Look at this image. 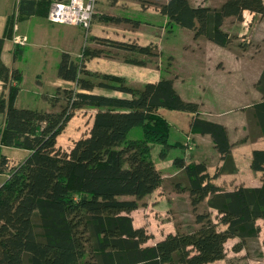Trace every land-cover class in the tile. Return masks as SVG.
I'll return each instance as SVG.
<instances>
[{
  "label": "trees",
  "instance_id": "1",
  "mask_svg": "<svg viewBox=\"0 0 264 264\" xmlns=\"http://www.w3.org/2000/svg\"><path fill=\"white\" fill-rule=\"evenodd\" d=\"M50 2L44 3L43 15ZM35 4L22 0L20 12L34 14ZM160 8L171 22L193 30L195 37L204 35L221 46L231 42L222 29L226 17L241 20L245 10L264 16V0H226L219 9L169 0ZM14 20L13 16L10 21ZM8 36L6 31L0 37V54ZM97 41L145 54L152 50L150 45ZM102 53L86 47L76 60L62 52L57 76L75 86L61 88L65 104L57 111L17 106L22 73L0 61L4 86L0 174L6 175L0 184V264H209L227 257L229 239L237 238L232 246L236 253L247 249L248 241L258 238L264 228V181L259 187L223 191L213 178L225 169L211 176L205 163H189L188 156L173 159L184 170L173 179L176 189L189 191L194 210L209 197L208 206L217 211L226 229L219 230L211 212L197 213L199 226L147 244L152 234L134 226L131 212L162 183L154 146H160L162 159L174 147L187 148L183 142L170 141L172 125L159 110L192 112L191 130L212 136L225 165L233 162L232 144L227 128L202 119L199 104L184 99L172 79L136 88L124 77L88 70L86 60ZM256 86L264 96V71ZM96 88L122 95L95 92ZM86 107L95 110L89 134L75 141L70 151L61 149L58 137L75 113ZM254 109L264 134V101ZM3 147L29 153L14 162L2 153ZM252 168L264 173V150L254 151Z\"/></svg>",
  "mask_w": 264,
  "mask_h": 264
},
{
  "label": "crops",
  "instance_id": "2",
  "mask_svg": "<svg viewBox=\"0 0 264 264\" xmlns=\"http://www.w3.org/2000/svg\"><path fill=\"white\" fill-rule=\"evenodd\" d=\"M35 1V13L27 14L20 12L22 0H0V4L10 6L7 21L4 27L0 28V37L4 36L7 31V22L12 20L13 16H19L22 19L35 16L46 18L43 16L46 9L44 3L49 0ZM168 1L97 0V12L88 30L78 25L57 24L49 20L50 23H48L51 26L34 22L36 41L44 43L43 41L51 40L53 50L48 51L47 56L56 54L54 59L56 78L52 88H48L50 91H53L57 85H61L62 88L75 86L73 81L57 76V66L62 52H69L74 59L80 60L84 48L101 49L103 50L101 55L86 60L85 65L88 70L124 77L127 84L136 88L164 78L172 79L175 89L184 99L199 104V116L202 119L221 123L227 128L232 144L233 162H227L225 165V159L217 150L212 136L191 130L194 117L192 112L166 108L159 110L172 125L170 141L183 142L187 144V148L174 147L168 156L162 159L159 157L160 146H154L153 156L162 174V183L152 193L141 199L138 208L131 212L134 226L144 227L148 233L152 234V238L147 243L149 245L162 240L169 233L184 232L191 225L199 226L196 223L197 213L211 212L213 220L219 223L217 211L207 204L209 198L200 203L197 210H194L189 191L176 189L173 179L175 176L184 175V170L173 163L176 157L188 156L189 163H205L207 172L211 176H214L218 169H225L213 178L223 191H231L239 186L259 187L264 181L263 171L252 168L254 151L264 150V134L261 132L254 109L255 104L264 101L263 93L256 86L264 71V60L259 62L254 60L264 48V16L245 10L241 20L235 16L226 17L222 29L230 35L231 42L227 46H221L204 35L195 37L193 30H184L179 24L171 22L160 8L161 4ZM189 1L193 6L204 4L219 9L226 0ZM109 17H116L119 20L106 19ZM3 20H6V12ZM184 33L185 41H183ZM97 39L139 46L150 45L152 50L151 53L145 54L137 50L103 44ZM27 44L14 45L11 36L5 37L0 61L8 67L19 69L22 73L23 81L16 105L49 110L48 105L34 106V93L24 92L25 76L22 60ZM184 51L191 54L195 60L189 64L188 71L183 72L178 68L180 66L178 56L180 57ZM176 61L179 65H175ZM187 78L192 79L197 87L196 97L187 96L180 89L181 85L188 84ZM95 92L122 95L100 88H96ZM93 111L95 115V110ZM6 149L17 148L3 147L2 152H6ZM17 150L25 153L21 160L29 153L25 149ZM15 161L18 162V160ZM260 224L263 225V221ZM218 228L224 230L226 225L219 223ZM226 258L209 264H228Z\"/></svg>",
  "mask_w": 264,
  "mask_h": 264
},
{
  "label": "rangeland",
  "instance_id": "3",
  "mask_svg": "<svg viewBox=\"0 0 264 264\" xmlns=\"http://www.w3.org/2000/svg\"><path fill=\"white\" fill-rule=\"evenodd\" d=\"M5 6H6V11H5ZM9 8L10 6H8L7 4H0V28H3L5 22L7 21V12ZM5 12H6V20H3L5 16ZM43 16L47 18V15H43ZM46 18L44 19L42 18V16H35L34 18L22 19L21 17L16 16L14 21L15 22L18 21L17 22L19 24L18 33L24 35L26 34V36L28 37V42H27L28 44L26 43L27 46L25 47V54L23 55V60H22L24 65L23 72L25 76L24 92L27 93V91H31L32 94L34 93V106L37 107L40 105H48V107H50L49 111H57L60 110L62 105L65 104V100H63L61 97L63 94L61 85H60L61 87L57 85L56 88L53 89V91H50L48 89V88H52V83L55 81L56 78L55 75L56 65L54 64V59L56 57V54L47 56L49 54L47 52L53 50L52 41L48 40V41H43L44 43H40L37 42L36 39L34 38V22H40L41 24H45L46 26H51L49 24L50 22ZM15 22L10 20H8L7 22V31L8 33H10L12 40L15 34V30L13 27ZM55 26H63V25H55ZM176 28L179 29V27L177 26ZM182 28L184 30L191 31V29L185 27ZM183 41H185V33L183 36ZM13 44L14 45L16 44L14 40H13ZM25 45H19V46H25ZM178 58L180 63V66H178V68L180 71L183 72L188 71L189 64H191L193 60H195L191 54L185 51L182 52L181 56L180 57L178 56ZM254 60L257 62L264 60V48L257 54ZM175 65H179L177 61L175 62ZM186 83L188 84L181 85L180 89H182V91L186 93L185 95L190 97L191 96L196 97L198 95L197 94L198 90L197 87L193 84V80L187 78ZM61 84H65V83H61ZM39 85H41L42 87H40ZM1 88H3V86L0 82V90H2ZM58 88H60L61 90L58 91ZM93 115H94V111L92 108L86 107L81 110H78L75 113L74 117L68 122L63 133L58 137L57 146L65 151H70L71 148L74 146L75 141L89 134L92 126L91 122ZM19 153L20 152L17 149H6V152H4L3 154H7L10 157V160L14 161V160H21V158L24 157L25 153H20V156L18 155ZM5 178L6 175L0 174V184L5 180ZM199 211L202 210L199 209ZM260 223H262V221H260ZM236 242L237 239H230L227 242V251H228V257L226 258V260H228L227 263L231 261V264H245V263L264 264V229H262L258 238L250 239L248 243L245 245L247 249H244L240 253H236L232 249L233 244ZM245 253L247 254V257H243Z\"/></svg>",
  "mask_w": 264,
  "mask_h": 264
},
{
  "label": "built area",
  "instance_id": "4",
  "mask_svg": "<svg viewBox=\"0 0 264 264\" xmlns=\"http://www.w3.org/2000/svg\"><path fill=\"white\" fill-rule=\"evenodd\" d=\"M97 12V0H51L47 18L50 22L78 25L88 30L92 26ZM15 22L13 40L16 44L25 45L28 37L18 33L19 24Z\"/></svg>",
  "mask_w": 264,
  "mask_h": 264
}]
</instances>
